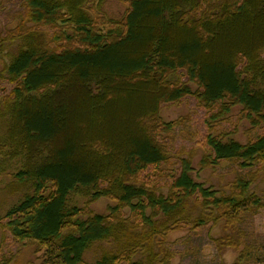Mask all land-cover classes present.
I'll use <instances>...</instances> for the list:
<instances>
[{
    "label": "trees",
    "instance_id": "16d2710c",
    "mask_svg": "<svg viewBox=\"0 0 264 264\" xmlns=\"http://www.w3.org/2000/svg\"><path fill=\"white\" fill-rule=\"evenodd\" d=\"M107 1L23 0L0 37V79L12 85L0 99V157L23 161L6 227L44 250V264H86L95 245V264H172L166 235L181 222L216 225L263 206L249 190L264 172V133L209 135L198 170L182 159L167 194L138 176L170 160L162 139L177 122L164 120L165 104L193 96L213 121L240 107L252 128L264 125V0H129L120 19L103 15ZM42 27L59 30L50 39ZM224 161L251 172L218 196L194 174ZM74 190L85 206L67 205ZM100 199L115 203L106 215L88 209Z\"/></svg>",
    "mask_w": 264,
    "mask_h": 264
},
{
    "label": "rangeland",
    "instance_id": "374dc122",
    "mask_svg": "<svg viewBox=\"0 0 264 264\" xmlns=\"http://www.w3.org/2000/svg\"><path fill=\"white\" fill-rule=\"evenodd\" d=\"M128 7L129 0H108L103 15L120 19ZM22 10L23 0H0V37L7 36L9 31L17 26L15 17ZM101 17L97 21L99 27L111 28L112 25ZM42 29L48 33L50 39L59 30L50 27ZM55 45V42L50 41V46ZM17 50L18 46L13 45V51ZM11 88L12 85L0 79V99ZM195 88L193 86V89ZM240 110V107H235L229 114V119L213 121L210 117L214 111L208 110L193 96L177 104H165L162 110L164 120L177 122L173 130L164 134L162 139L171 153L170 160L160 169L150 167L140 173L139 181L161 188L162 192L167 194L168 188L181 172L182 159L193 156V166L198 170L202 157L211 151L208 144L209 135L227 133L229 136L224 141L234 138L242 143L256 140L264 133V125L252 128L247 120L241 119ZM1 122L0 118V124ZM22 165V159L9 160L7 157H0V264L8 260L9 264H44L46 259L44 250H38L35 243L16 240L6 227V213L21 199V194H12L7 186L11 181L10 175L18 172ZM250 172L251 170L241 169L235 162L224 161L215 168L208 167L198 175L194 174V178L204 183L205 187H213L219 196L220 192L229 194L233 182L240 177H249ZM249 193H256L261 198V208L250 204L247 210L243 209L233 218L226 216L216 225L211 222L197 226L192 220H185L179 228L170 230L166 235L165 246L173 253L171 263L264 264V172L259 174ZM87 201L88 197L81 191L74 190L67 198V205L83 207ZM112 205H115L113 201L100 199L88 206V209L93 214L106 215ZM125 215L129 216L128 210ZM101 251L99 245L90 248L84 254L85 263L95 264L101 257Z\"/></svg>",
    "mask_w": 264,
    "mask_h": 264
}]
</instances>
